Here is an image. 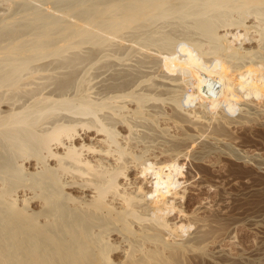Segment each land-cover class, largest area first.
<instances>
[{"label": "bare ground", "instance_id": "6f19581e", "mask_svg": "<svg viewBox=\"0 0 264 264\" xmlns=\"http://www.w3.org/2000/svg\"><path fill=\"white\" fill-rule=\"evenodd\" d=\"M4 1L0 264H182L188 257L235 264L244 258L232 255L211 230L214 222L200 214L209 202L190 195L199 194L194 176L179 180L181 166L170 161L175 151L147 145L144 135L153 133L137 129L147 122L158 130L161 102L180 110L186 120L172 114L179 121L196 125L252 118L264 95V0H43L58 2L53 8L34 3L42 0ZM121 48L138 53L143 78L138 72L134 85L115 69ZM122 52L131 54L121 50L119 58ZM84 61L83 68L100 69L85 75ZM109 70L128 86L108 77ZM194 103L241 114L234 121L221 111L201 114L197 105L186 107ZM223 124L216 129L222 132Z\"/></svg>", "mask_w": 264, "mask_h": 264}, {"label": "rangeland", "instance_id": "374dc122", "mask_svg": "<svg viewBox=\"0 0 264 264\" xmlns=\"http://www.w3.org/2000/svg\"><path fill=\"white\" fill-rule=\"evenodd\" d=\"M21 1L22 0H19V3ZM29 1H31V0H29ZM73 1L75 2V0H73ZM83 1L89 2V0L88 1L83 0ZM8 2L9 1H4V0L0 1V3H1L0 4V6H1L0 11H2L1 9H3V8H8V5H9ZM19 3H18V6H19ZM34 3H37L41 7H46V8L47 7L49 8V6L51 8L53 5L54 6L58 5V2L57 3L53 2V4H52L51 2L47 3V1H43V0L41 2L35 1ZM12 5H14V4H12ZM15 5H16V7H18L17 3ZM14 8L15 7L12 6L11 9H14ZM3 10H5V9H3ZM1 13H3V11ZM161 22H164V21H161ZM164 23H166V22H164ZM171 28L172 27H170V26H168V27L166 26L165 30H168V29L171 30ZM179 28L181 30L183 27L181 28L179 26L178 29ZM180 30H178V31L181 32ZM174 31H175V29H174ZM129 33H126V36H128ZM173 33L175 35V32H173ZM179 37H180V39H178V40H181V42H182L181 37L184 39V36H179ZM155 48H157V47H155ZM117 50H119V51H116L117 54H115V51L112 52L115 54V56H113V58L115 57L114 59L116 61H118L119 59L120 60L116 63L114 61H112L113 65L115 63V67H117V68H115L113 66H111V67L113 69L115 68L116 70H118V68L121 69V70H118L119 74H123V73H124V75L127 74V77H125L126 76L125 75L122 78L125 79L124 81L129 79L132 82L128 81L126 83H128V84L132 83V85L136 84L137 82L136 81L134 82V80L139 81L140 78H143V76H142L143 73L141 71H138L140 69H138V66H137L138 62L136 61V57L134 55V54H138V53H136L134 51L131 53L132 50L126 51V49L123 50V48H121L122 51H125L124 53L129 52L131 54H128V56H127L125 54L123 55V52H122L123 56L121 55L122 58H119V56H120L119 54H120L121 50L120 49H117ZM116 56H118V58ZM130 57H131V59H130ZM133 59H135V60H133ZM203 59L204 58H202L200 61H202V62L205 61ZM207 61H208V59H207ZM207 61H205V62H207ZM119 62H121V63L117 66V63H119ZM85 63H86L85 61L82 62V64L79 65V67H81L83 65L81 67V68H83ZM129 63H131L132 66H129ZM207 63H211V62H207ZM121 64H123V65H121ZM87 66H89V67L92 66V68H89ZM111 67H110V69H112ZM87 68H88V72H86ZM93 68H94L93 65L87 64L86 68H83L81 70L83 72L85 71L84 74L86 73L85 75H87L91 71L94 70ZM96 68L94 71L97 72L98 69H100V68H97V69ZM131 68H133V69H131ZM116 70H109L108 75H110V76H108V77H112L115 82L118 80H120V81L122 80L121 82H123V79L118 78V77H120V75L116 76V75H113V73H111V72H115ZM128 70H131V72H133V73H131ZM118 71L116 73H118ZM121 71H124V72L121 73ZM83 72L80 73V76L83 75L82 74ZM96 72H94V74ZM138 72L140 73V75ZM158 73H160V75H158L157 78H163L161 75L164 74V72L161 69L158 70ZM90 74H92V73H90ZM133 75L134 76L139 75L141 77L138 78V76H137V77H135V79H133L132 78ZM165 75H166V73H165ZM115 78L117 80H115ZM114 81L110 79V84H112V82H114ZM120 81H118L117 83L121 84ZM194 82L196 84L197 80L195 79ZM126 83L123 84V87L128 86ZM215 84H216V82H214L210 85V88H209L210 92H212V90H214L216 88ZM132 85H129V86L132 87ZM124 88H126V87H124ZM194 88H195L194 85L187 86V92L188 93L194 92L196 89V88L195 89ZM166 96H165V98L168 97V96L167 97ZM259 99L260 100L257 99V101H259L258 103L260 106L259 107L260 111L259 110L255 111L256 113L250 115L252 118L249 117L245 120L242 119L243 122L240 119V120H238V122H235V123L232 122L231 124H227L226 122H222V121H219V123H218V121L215 122V120H217V119H214V120H212V122L211 121H209L210 123L208 122L210 127L206 126L208 124H206V125L197 124V125L201 126V127H199L196 124H193L188 120L184 122L183 120L185 118H183V114L182 115L180 114V110L177 112L168 103H166V102L159 103L158 102L159 104L163 105V106L159 105L161 108L160 111H161L162 116L158 115V117H156V119L157 118L159 119V121L155 122V127H157L158 130H156L153 126V129L155 131H151L153 129L147 128L148 127L147 122L142 124V126L143 125L145 126V130H144V126L142 127L141 125H138L139 128L137 127L138 128L137 130L140 131L141 134L142 133L144 134V131L146 133L148 132V136H149V133H151V132L153 133L150 135L153 138L147 137L146 134L144 135L147 138V139H145V140H147V143L145 142L147 145L150 146L152 144L153 145L155 144L153 148L160 146V147H165V149L167 148L169 150L171 149V151H175V152H173V155L171 156L170 161L171 162H177L181 166L180 167V173L178 174L179 175L178 178L180 181H183V180L186 181L187 179H189V177L194 176L193 180H195V182L197 181L196 183L199 182L197 184V187H198L197 191L199 194L192 193L193 195L192 194H190V195L193 198L196 196H199L200 198H204L205 200H207L209 202V205H210L209 208L206 209V211H201L202 213H200V214L203 217L207 216L206 220L208 221V223L214 222L211 225L212 228L210 226L209 227L211 228L212 231H214L219 236L220 243L222 245H224V247L226 246V248L231 250L232 255L236 254L235 256L242 255V257H244V258L240 259V261L237 260L235 264H264V95H263L262 99L261 98H259ZM193 105H197V106H195V107H197L196 108L197 111H199L198 108L199 109L201 108L200 104H198V103L197 104L194 103V104L188 105L186 107L191 109V106L193 107ZM198 105H199V107H198ZM204 106H203V108H206V106L208 108H206L207 110L206 109L203 110V108H201L202 109L201 114L203 111L204 112L209 111L208 113H213L214 116H217V115L220 116L219 114L221 111L222 112L221 115L222 114H224V116L227 115L228 116L227 118L231 117V120H233V121H234V119L237 120L241 114L240 108H239V110L234 109L233 111H230L228 109V107L225 106L224 109L223 108H216L215 109L216 111H214V109H211V105L209 103H207ZM163 107L165 108L166 111H164V109L162 110ZM192 109H195V108H192ZM163 111H164V113L165 112L166 113L165 114L162 113ZM204 112H203V114H204ZM173 113H177L176 116L181 115V117L183 118V120H182V118L180 117L182 122L179 121V118H177L175 116V114L172 115ZM181 113H182V111H181ZM236 114H238V115L236 116ZM163 117H164V119H163ZM166 117H167L168 121L166 120ZM158 122L160 123V125H158L159 124ZM188 122H190V123H188ZM220 122H222V123H220ZM223 123H225V124H223ZM220 124H223V125H221V127H223L222 132L219 131L221 128L216 129V128L220 127ZM224 125H226V127H224ZM158 126H160V128H158ZM178 126H180V127H178ZM203 126H205L204 129H203ZM212 126H214V127H212ZM140 127H142L143 129L141 130ZM162 127H165V128L170 127V129L166 128L167 130H164V131H167V132H164L162 130ZM188 127L191 130L187 129ZM197 127L199 129H197ZM147 129L148 130L150 129V130L148 131ZM213 129H216L217 131H219L220 134H218V132L216 130H213ZM201 130H203V131H201ZM156 133H158L160 135V136L158 135V139H157L158 141H156V139H154ZM167 133L170 135H167ZM191 133H192V135H191ZM164 135H165V138H167V139L172 138L171 139L172 141L170 142V140L169 141L167 140V142H166L165 141L166 139L163 138ZM219 135H221V136H219ZM148 138L151 139L152 141L154 139L155 142H152L151 140L148 141ZM179 138H181L182 140ZM176 139L177 140L179 139L178 140L179 142H175V141H177ZM162 140H164V141H162ZM187 143H189V144H187ZM172 144H173V146H175V144H179L178 146L180 148L177 146L176 147L177 149L175 150V148L172 146ZM190 144H192V145H190ZM185 146L187 148H189V150ZM181 149H182V153H178L181 151ZM177 150H179V151H177ZM186 151H188V152H186ZM200 152H202V153H200ZM198 153H200L201 156ZM203 153H206V154H203ZM204 155H206V156H204ZM196 157H198V158H196ZM176 158H178V159H176ZM199 164H200V166H198ZM158 165H157V167L161 166V164L159 166ZM166 170H167V168H166ZM152 171L153 170H150V172L153 174ZM151 173H150V175H152ZM214 225H216L215 226L216 228L213 227ZM219 227H221V229L223 231L222 230L218 231L217 228H219ZM224 228H225V230H224ZM194 229H195V227L191 226L188 229V233H187V231L184 233V235H186L185 238H188V236H190L191 232L194 231ZM225 232L226 233L231 232V236L233 237L231 239V241H233L232 243H230L231 242L230 239L226 238V235H224ZM189 259H190L189 257H188V259L184 258V261L182 264H197V262L201 261V259H200V261L198 260L197 262L193 259L192 260L191 259L189 260ZM225 260L227 262H231V260H229V261L227 259H225ZM193 261H195L196 263L195 262L192 263ZM226 261H224L225 264L227 263ZM233 262H235V261H233ZM202 263H204V264H215L207 258L205 260H203V262H200L198 264H202Z\"/></svg>", "mask_w": 264, "mask_h": 264}]
</instances>
